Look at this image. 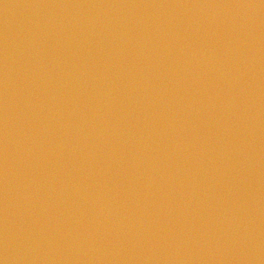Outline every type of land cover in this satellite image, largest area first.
Segmentation results:
<instances>
[{
	"label": "water",
	"instance_id": "water-1",
	"mask_svg": "<svg viewBox=\"0 0 264 264\" xmlns=\"http://www.w3.org/2000/svg\"><path fill=\"white\" fill-rule=\"evenodd\" d=\"M0 264H264V46L207 0H0Z\"/></svg>",
	"mask_w": 264,
	"mask_h": 264
}]
</instances>
